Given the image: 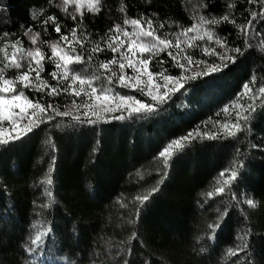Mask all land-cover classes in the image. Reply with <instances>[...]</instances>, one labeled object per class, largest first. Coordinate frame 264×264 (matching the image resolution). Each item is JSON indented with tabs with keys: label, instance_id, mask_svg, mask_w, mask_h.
Returning <instances> with one entry per match:
<instances>
[{
	"label": "trees",
	"instance_id": "1",
	"mask_svg": "<svg viewBox=\"0 0 264 264\" xmlns=\"http://www.w3.org/2000/svg\"><path fill=\"white\" fill-rule=\"evenodd\" d=\"M229 4L235 7L230 9ZM262 8L261 0L253 4L248 0H101L99 12L73 20L60 0H0V67L6 55L12 56L17 40L23 53L33 33H40L38 41L44 45L40 48L47 56H51L48 44L67 47L54 31L58 23L61 35L71 40L76 28L83 41L72 47L83 55L84 63L69 67L89 78L93 73L106 74L99 64L113 58L105 41L117 33L110 29L115 24L124 27L125 18L143 17L153 21L157 36L172 43L151 58L150 70L182 77L183 84L147 115L114 119L128 117L127 111H121L99 119L80 117L94 124L56 116L69 105L81 107L87 101L75 97L71 88L49 96L39 80L31 89L18 86L33 102L56 107L47 113L53 120L0 144V264H264V107L252 93L242 95L243 85L253 75V90L264 86V35L254 36L247 47L241 34L250 13ZM228 13L235 24L222 22L214 31L225 38L228 49L241 50L227 53L235 63L221 59L225 49L215 39L205 36L191 41L197 47H189V38L197 33L177 35L200 15L220 19ZM49 16L56 19L48 21L45 32ZM28 28L32 33L26 35ZM253 28L264 34V17L258 15ZM177 40L186 49L178 52L191 55L193 62L227 63L228 67L185 83L187 76L169 56V52L176 54ZM98 45L104 50L93 52ZM43 68L41 77L48 84L62 89L72 83L70 76L61 84L52 78L51 73L60 71L54 61L46 59ZM37 86L43 91H37ZM75 89L80 90L78 82ZM116 91L154 103L138 91L119 87ZM253 102L256 110L243 131L232 137L221 130L227 124L235 131L231 126L237 123L236 113H244ZM189 133L192 137L181 141L186 147L170 149L173 155L165 167L159 152ZM49 172L51 197L42 183ZM150 192L142 206L137 197ZM247 199H253L256 207L248 206ZM36 235L42 236V244L32 246ZM238 246L243 249L239 255H230L228 250ZM29 247L36 251L30 253Z\"/></svg>",
	"mask_w": 264,
	"mask_h": 264
},
{
	"label": "snow or ice",
	"instance_id": "2",
	"mask_svg": "<svg viewBox=\"0 0 264 264\" xmlns=\"http://www.w3.org/2000/svg\"><path fill=\"white\" fill-rule=\"evenodd\" d=\"M257 0H248L249 4L256 3ZM261 3L264 4V0H261ZM74 4L76 12L81 14V19L83 18V13L81 11L84 4L87 5L88 11L97 13L100 11L101 0H62L63 11L68 13V5ZM230 9L235 7L233 4H229ZM121 12H124L125 9L121 7ZM264 17V8L258 13L252 11L250 13L251 18L248 20L246 26L241 27V34L244 35L246 40V46H252V40L254 36L264 35L256 33L253 28V21L256 20L257 16ZM35 19V16H33ZM54 16H49L45 24V32H47V23L48 21L55 22ZM72 19L75 20L76 16L72 15ZM222 22H230L235 24L234 20H230V13L223 15L220 19L211 18L204 15H200L197 22L194 23L190 28L183 30L181 33L177 34L178 36L183 35L187 36L188 33L196 32L197 35L189 38V47H197L191 43L192 40L203 39L205 36L208 40L215 39V43L220 47L224 48L225 52L221 56L222 60H231L232 63H235V58L227 55L229 51L241 53L239 48L228 49L226 46L225 38L217 35L214 31V27L218 26ZM124 27H121L120 24H115L110 32H115L117 35L109 36L108 40L105 41L107 48L113 53V58L107 61H101L99 68L104 70L106 74H96L89 78L83 75L82 72H77L74 69H71L69 66L74 63H84L83 55L77 53L75 47H72L74 42L83 44V41H80L79 36H77V29L73 28L71 32L72 39L69 40L67 35H61V26L57 23L54 31L60 36V41H63L67 47L61 46L59 42H54L51 44V56H47L40 47H34L33 49L26 50V55H18L16 51L12 53V57L9 58L6 55V59L10 60L11 66L15 69H22L25 62H27L28 70L22 72L16 77V80H10L5 77V69L8 67V64H5L4 68H0V122L10 121L13 125L18 122V118L23 119L25 116H28V124L26 125L27 132L33 130L34 127H38L40 123H47L54 119L53 116L47 115L48 111L54 109L56 106L49 104L47 107L41 105L39 101L33 102L25 94L22 89L16 87L17 83L21 84L23 88L31 89L34 86V81L31 76L35 72V80L41 81L44 87L48 88L49 96L59 95L61 92H67L69 88L73 90L75 97L79 98L83 94L88 100L96 101L97 104L84 103L81 105L85 109L83 116L87 118L89 116V111L91 115L96 116L97 119L100 118L101 113H110L118 111H127L128 117L122 115L115 116L114 119L121 120L126 118H131L133 116L147 115L155 110L160 105H163L167 99L171 98L172 93L178 89L174 86L172 88L168 87L169 83L175 81L179 84V81L182 77H173L165 73L153 72L150 70L149 65L151 64V58L155 55H158L159 52L164 51L172 47V43L167 38H160L155 34L156 30L153 27V21L149 18L141 17L139 19L125 18L123 21ZM145 25L147 30H145ZM208 25L213 26L212 28L207 27ZM161 28L164 27L163 24L160 25ZM130 29V30H129ZM32 33V29L28 28L25 34ZM7 35V34H5ZM40 33H33L31 36V44L37 45ZM123 37V38H121ZM21 42L17 40L15 44L12 45L13 48H16ZM175 47L181 52L186 53V49L181 47L179 40L175 44ZM104 49L100 48L99 45L93 49V52H100ZM6 53V49H4ZM208 49H205V52H208ZM117 53H119V59H117ZM148 53L149 58H143L144 54ZM212 54L215 53V50L212 51ZM169 56L176 63L177 66L183 68L184 65L181 59H178L179 52L176 55H173L169 52ZM187 59L189 64L192 63L191 55L185 54L183 57ZM50 60L55 62V67L60 70L59 72H53L50 75L54 80L57 81V84L63 83L64 80H68L69 76L72 81L66 88L58 89L56 86L48 84L46 81L42 80L41 73L43 72V64L45 60ZM89 62H91V56L89 57ZM163 64V61L160 62ZM115 66V67H113ZM228 67L227 63H222L219 65H209L207 71L202 73H197L192 77L184 78V82L187 83L189 79H195L198 75H208L210 73L222 71L224 68ZM118 69V71H117ZM126 69H131L133 75H128ZM110 73V74H107ZM146 76L147 80H144L143 77ZM162 76L165 84L163 85L164 91L161 92V85L154 81V77ZM115 78V83H114ZM256 77L253 75L252 81L250 83H245L243 85L244 93L242 95H247L248 93L253 94V100H260L261 106L264 107V86H260L256 91L253 90L251 84L255 83ZM77 82L80 85V90L75 89ZM99 82V83H97ZM87 85V89L84 87ZM129 89L130 91H138L142 95L150 97L154 103H145L144 101L137 99L133 95L121 94L116 91V88ZM179 87H183V84H180ZM156 89V94H154L153 89ZM37 91H43L42 87L37 86ZM90 90V91H89ZM257 92L259 95H257ZM240 99V96L237 97V100ZM131 102V104L129 103ZM75 103V101H73ZM134 105V106H133ZM237 108L242 107V105H235ZM19 109V112L16 110ZM27 109H32L31 115H28ZM38 110V112H37ZM256 110L255 103H250L247 106V109L244 113L237 112V123L231 127L235 129L228 130L227 135L234 137L237 132L243 131V128L247 126V121L251 119L252 114ZM227 111V108L225 109ZM56 116L67 117L70 115L69 112H59L57 111ZM35 117V119H33ZM77 123L94 124L96 121L92 119L81 120L79 116L73 117ZM241 121L245 123H241ZM225 129H229V126L226 124ZM192 137V133H189L187 136L182 137L177 140H173L167 147L159 152V157L164 159V166L167 167L169 160L173 155L170 152V149L173 146H177L180 149L186 147V144H183L182 140H188ZM212 138H215L213 136ZM13 139H20V136H14ZM8 141L0 140V144H6ZM51 172V170H50ZM49 172V178L42 183L46 184L48 187L45 188V193L48 197L52 196L50 186L52 184V179ZM225 173L221 172L220 175L223 176ZM236 172H232V178L234 179ZM225 184H228L229 181L225 180ZM158 189H153L152 192L157 191ZM217 191H222V189H217ZM152 192L145 195L142 199L137 197L140 200L141 205L143 206L144 202L149 200ZM246 204L250 207H256V204L253 199H247ZM139 212H137V215ZM213 230V233L217 230L213 225L208 226ZM46 234V233H45ZM42 244V236L36 235L31 240L32 246H38ZM30 253L36 251V247H29L27 249ZM243 249L237 247L235 250L229 249L228 252L230 255H239Z\"/></svg>",
	"mask_w": 264,
	"mask_h": 264
},
{
	"label": "rangeland",
	"instance_id": "3",
	"mask_svg": "<svg viewBox=\"0 0 264 264\" xmlns=\"http://www.w3.org/2000/svg\"><path fill=\"white\" fill-rule=\"evenodd\" d=\"M60 1H61V6H62V0H60ZM67 7H68V11L72 15L81 16L80 13L76 12V8H75L74 4H69ZM81 11H82L83 14H85V13L93 14V12H89L88 11V7H87L86 4H84L82 6ZM31 36L32 35H29L28 38L26 39V42H25V45H24V51H23L22 54L18 51L17 46H16V48H13L11 53L16 51L18 55H26L27 54L26 50L33 49L34 47H37V46L38 47H40V46L44 47V45H42V43H39V41L37 42V45H35V46L32 45L31 44ZM50 46H51V44H48V47L50 48V52H51V47ZM173 50H174V53H176V54L178 53V49H176L175 46L173 47ZM11 57H9V58H11ZM183 57L184 56L181 55V53L179 52L178 59H181L183 65H184L182 70H183V72L185 73V75L187 77H192V76L196 75L197 73H202V72L207 71L208 66H206L205 64H201V63L193 62V61H192L191 64H189L188 60L184 59ZM117 59H119V53H118ZM5 64H8V67L5 69V77L7 79H10V80H16V77L18 75H20L22 72H25V71L28 70L27 62H25L24 67L22 69H19V70L15 69L14 67H12L11 63H10V60H8V59H6V63ZM5 64H3V67H0V68H4ZM113 67H115V66H113ZM117 71H118V69H117ZM11 72L13 73V77L9 78L8 75ZM126 73L128 75H133V73L131 72V69H126ZM31 76L33 78L34 86H35V83L38 81V80H35V72H33L31 74ZM143 79L147 80V77L144 76ZM154 81L161 85L160 91L163 92L165 90L164 87H163V85L165 84V81L163 80V78L162 77H154ZM181 82L182 81L180 80L179 84H177L175 81H173L172 83L168 84V87L172 88V87L175 86L178 89V88H180L179 85L181 84ZM18 86H22V85L19 84V82H18L16 87H18ZM77 91H79V90H77ZM153 92H154V94H156V89L155 88L153 89ZM81 96L84 99L85 98L87 99V101L83 102V104L84 103H89V104H97L98 103L96 101L88 100V98L85 97L83 94ZM129 103L131 104V102H129ZM16 111L19 112V109H17ZM84 111H85V109L83 107H76V105L72 104V105H69L68 107H66L64 110L59 111V112H69L70 113L69 116H71V117H75V116L84 117L83 116V112ZM27 112H28V115H31L32 109H27ZM118 112H121V111H118ZM115 113H117V112L101 113L100 117L104 116V115H112V114H115ZM88 117H96V116L91 115V111H89V116ZM33 119H34V117H33ZM27 124H28V116H25L23 119L18 118V122L15 125H13L10 121L0 122V140H6L7 141L9 139H12L14 136H22L24 134V132L26 131V125ZM221 130L228 131L229 129H225V127H224Z\"/></svg>",
	"mask_w": 264,
	"mask_h": 264
}]
</instances>
